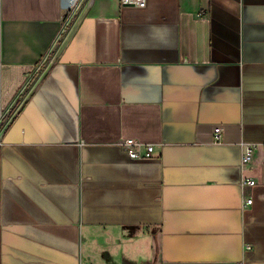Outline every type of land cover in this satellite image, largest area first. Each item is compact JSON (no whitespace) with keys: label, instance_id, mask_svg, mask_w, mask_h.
<instances>
[{"label":"crops","instance_id":"0c3cea01","mask_svg":"<svg viewBox=\"0 0 264 264\" xmlns=\"http://www.w3.org/2000/svg\"><path fill=\"white\" fill-rule=\"evenodd\" d=\"M0 122V264H264V0H0Z\"/></svg>","mask_w":264,"mask_h":264},{"label":"built area","instance_id":"2783aa9c","mask_svg":"<svg viewBox=\"0 0 264 264\" xmlns=\"http://www.w3.org/2000/svg\"><path fill=\"white\" fill-rule=\"evenodd\" d=\"M84 0H63L64 5L66 6L68 12H73L77 10ZM120 4L123 6H131L136 8H145L147 6V0H119ZM31 87L30 82L28 83L27 87L21 93L19 98V102H21L25 95L27 94L29 88ZM2 122H0V125ZM222 129L221 127H217L215 130V139L218 141L221 136ZM118 145L125 150L129 156L134 160H141L145 158H150L154 151L153 144H144L136 139L133 138H126L122 139L118 142ZM242 151V158L241 164L245 166L249 164L253 159V152L256 149H262L264 152V143H244ZM143 149H145L143 151ZM243 184L254 185L255 181L251 178L246 179L243 181ZM245 205H251L253 200L252 198L245 199Z\"/></svg>","mask_w":264,"mask_h":264}]
</instances>
